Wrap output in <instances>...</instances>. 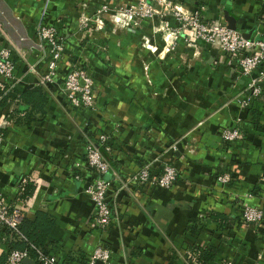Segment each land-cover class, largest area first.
Returning <instances> with one entry per match:
<instances>
[{"label":"crops","instance_id":"0c3cea01","mask_svg":"<svg viewBox=\"0 0 264 264\" xmlns=\"http://www.w3.org/2000/svg\"><path fill=\"white\" fill-rule=\"evenodd\" d=\"M137 1L0 0V47L12 49L16 76L15 81L0 76V88L5 84L13 97V90L39 85L45 58L37 57L35 27L44 6L46 20L62 18L73 59L88 57L102 86V93L95 92L96 115L72 110L55 84L44 87L48 101L43 116L29 124L10 121L0 143V197L30 219L37 210L54 217L44 248L62 264H88L99 244L111 251L105 264H197L193 245L217 247L212 264H264V215L256 225L240 216L247 204L264 209V131L252 120L257 112L264 125V82L260 96L240 109L236 99L247 90L250 77L236 70V59L189 32H175L169 14L163 19L171 31L164 34L155 29V20L133 26L116 10ZM171 1L208 23L228 26L227 9L236 30L264 37V0ZM102 6L104 29L93 37L76 36L79 20ZM32 63L37 75L28 70ZM14 106L9 101L0 106V120ZM19 108L26 106L20 103ZM240 117L243 121L237 123ZM86 125L92 136L101 132L115 139L116 169L106 174L111 180L107 199L116 202L120 225L104 232L94 226L93 202L84 192L93 177L84 163ZM234 126L241 128V138L223 143L220 131ZM186 138L194 153H185ZM158 153L179 170L171 187L128 182L144 160ZM220 173L229 174L227 184L217 180ZM124 180L126 187L119 189ZM28 182L34 190L21 198V186ZM211 213L226 220L210 218Z\"/></svg>","mask_w":264,"mask_h":264},{"label":"built area","instance_id":"2783aa9c","mask_svg":"<svg viewBox=\"0 0 264 264\" xmlns=\"http://www.w3.org/2000/svg\"><path fill=\"white\" fill-rule=\"evenodd\" d=\"M158 7L161 8L158 9ZM129 19L130 15L134 13L137 19H146L148 17L154 19L165 15H171L176 21L177 31L191 33L192 37L197 41H202L203 44H215L219 49L234 57L236 59V66L239 72L243 75L251 74L253 70L264 64V37H245L241 32L234 28L221 23H208L199 13H190L177 7L171 0H138L134 6L127 8ZM167 25L165 21L162 28ZM167 29H170L169 27ZM56 30L53 28L45 29L41 28V36L48 40L50 46L54 48V51L61 50V43L57 42ZM174 34V32H173ZM59 56L58 52H55L54 59ZM50 71L45 77L48 81H52V74L54 69L53 61L49 65ZM0 76L5 80H11L13 78V67L10 53L6 49L0 48ZM79 79L85 82L83 87L79 86ZM264 82V70L260 71L258 75L251 76V80L248 83V91L246 92L245 99L240 103L241 109L250 106L252 101L262 93V85L258 82ZM39 84L43 85V81ZM92 80L83 71H77L71 73L67 77L66 87L72 92H82L78 97L72 98L73 104L76 106H91L95 94H92ZM243 118H237V123H241ZM10 123L9 119H2L0 121V141L3 138V131ZM241 133L238 126L229 127L221 134V141L232 142L241 138ZM109 135L101 134L100 143H106ZM174 148V147H173ZM106 150H110L109 146L105 147ZM87 162L90 167L96 170L99 179H96L93 184L86 187L85 192L90 196L94 206V226L99 230H105L107 224L113 221L112 211L110 209V202L105 196V190L107 189V181L104 175L108 172L109 164L102 156L99 148L88 146ZM153 164H146L142 167L134 179L145 183L150 181L152 184H156L161 188L167 189L172 186L176 179V170L171 165H165L160 176L150 179V170ZM217 180L221 183H228L230 176L227 173L220 174ZM247 196H251L250 193ZM264 210L261 207L254 205H244L242 209V219L247 223H258L262 220ZM24 214L22 210L15 206H10L5 200L0 197V229L5 228L11 233L20 236L18 232V225L20 224ZM21 237V236H20ZM36 251V258L43 264H62L58 258L52 253L45 252L41 248H34ZM111 251L108 248L101 246L96 247L89 259L88 264H96L102 261L103 264L110 260ZM29 258L27 249H13L6 258V264H21L22 260ZM223 264H234L231 261H225Z\"/></svg>","mask_w":264,"mask_h":264},{"label":"rangeland","instance_id":"374dc122","mask_svg":"<svg viewBox=\"0 0 264 264\" xmlns=\"http://www.w3.org/2000/svg\"><path fill=\"white\" fill-rule=\"evenodd\" d=\"M129 6L132 7L134 5H129ZM125 8L126 7L124 6L122 9H118L116 11L117 12H123V13L127 12L128 13L129 12V11H127L128 9H125ZM104 12H105V7L102 6L101 10L100 9L97 10L91 17L83 16L79 20V22L77 23V25L75 27V30L76 31H75L74 34L76 36L84 35V37H88V38L95 36V34H96L97 31H101L105 27L104 20H103L104 15H102V13H104ZM130 15L132 16V18L130 19L131 20L130 21V24H133V26H136V25H138V24H140L142 22H147V21L153 20L150 17H148L146 19H141V20L140 19H137L136 20V15L134 13H131L130 12ZM127 16L129 17V15H127ZM154 20L157 22V24L155 25V29L157 31L158 30L161 31L162 34H164L165 32L171 31V29H167L168 28L167 25H165L164 28H162V25L165 22L162 17L161 18H154ZM122 25L124 26V28L125 27H128L126 25V23L125 24H122ZM63 26H64L63 25V20L60 17H55L51 21L46 20V10H45V6L42 8V12H41V14L39 16V19H38L37 24H36V27H35V34H36V38H37V47L39 48V51H40L39 54H37V55H39L37 57H38V60H43L45 58V69H44V71L42 73L38 74V82L43 81V85L46 86V87H48L50 85H55L56 84L58 86L59 92L62 93L63 97L66 99V101L68 102V104L72 108V110H75L76 112L81 113V114L85 113V114H89V115H96L97 114V111H98V106H97L98 100H97V96L96 95L93 98V103H92L91 106H86V107L85 106H82V105L76 106V105L73 104V101H72L71 96L73 98L78 97V96H80L82 94V92H80V93L79 92H74L72 94L71 90L66 87L67 77H68L69 74L74 73V72H77V71H83L92 80V85H93L92 86V94H95L96 90H98V89H100L101 90V93H102V89H101L102 86L100 85V83H98V81H96V77L92 73V69L90 67L88 57L83 56L82 59H73L74 56H73L72 51H70V50L67 49L66 43H65L66 42L65 33L63 32V29L65 28V26L64 27ZM42 27H44L45 29L53 28L54 30H56V33L55 34L58 37L57 42L58 43H61V45H62L61 46L62 47L61 50L54 51V48L52 46H50L48 40L45 39V38H42V36H41V28ZM175 28L177 30V27H175ZM181 33H188V31L181 32ZM200 42L203 43L202 41H200ZM0 48L1 49L8 50L9 53H10V57H11L12 49L10 47L5 46V47H0ZM98 48L101 49V50H105V48L103 46H98ZM55 52H58L59 53V56L54 59ZM52 61L54 63L53 74L51 75L52 76V81H48L45 76L47 74H49L50 71H52V70L49 69V65H50V63ZM190 62L191 61L188 58V65L191 64ZM262 66H263V68H262ZM12 67H13V78L11 79V81H15V77L16 76H15V61L14 60H12ZM259 67H261V69L264 70V64H262ZM28 70L32 74H36L35 64L32 63V64L28 65ZM236 70H238L237 66H236ZM263 70H261V71H263ZM146 76H147V79L150 77L149 74H146ZM247 76H249L250 77V80H251V74H247ZM258 83H260L262 85L263 84V81H260ZM84 85H85V82L82 79H79V86L80 87H83ZM247 91H248V87H247V90L244 93H242L241 95H239L237 97V99H236V101L238 102V105H239V108L240 109H241V105H242L240 102L243 99H245V95H246V92ZM248 107H245L244 109L246 110ZM87 117H89V116H87ZM238 128H239L240 133H241V128L239 126H238ZM227 129H229V127H224L220 131V134H219L220 138H221V134L225 130H227ZM1 131H5V130H1ZM91 134H92V131L89 129L88 125H86L85 126V129L83 131V140H84V163H86V165L89 168H91L92 173H93V177H92L91 181L89 182V184H87L85 186L84 192H85V189H86V187L88 185L93 184V182L96 179H99V176H97V174H96V170L94 168L90 167L89 164H88V162H87L88 160H87L86 157L88 156V153H87L88 146L91 145L92 147L99 148V146H101V143H100V135L101 134H106V133H101V132L98 133V132H96V135L95 136H92ZM106 135H109V134H106ZM109 136L110 137L107 140H108L109 143L111 142L113 144V142H114L115 139L111 135H109ZM236 140H238V139H236ZM236 140H234V141H236ZM1 141H0V143H1ZM225 142H229V141H225ZM223 143H224V141H223ZM109 147H110V150H107L108 154L106 156H104V157H105L106 161L109 164V168H108V172L107 173H110V172L113 173L115 171L116 167H115V161L112 159V151H111L112 150V146H109ZM170 147H171V145H170ZM173 147L175 148L176 146L172 144V148ZM184 151H185V153H189V154L194 153V151H195L194 144L193 143H190V141L188 142V138H186V141L184 142ZM150 163L155 164V166H151L152 169L150 170V179L160 176V174L163 171V167L165 165H171V166H173L175 168V170H176V179H175V182L180 178V175H179L180 173H179V170L176 167V165H174L172 163H169V162L163 161L162 160L161 153H158V154H155L151 160H149V161L144 160L142 162V165L137 170H135L132 174H130L129 177L126 178L128 180V182H135V183H138L139 185H142V184H150L152 186H156V184H152L150 181H147L145 183H141L140 181L134 179V176L137 174V172L142 167H144L146 164H150ZM158 164H159V166H157ZM106 174L104 175V177H105V179L107 181V189L105 190V196L107 197L108 196V189H109L110 184H111V180H108L106 178ZM220 174H223V173H220ZM75 175L78 176L79 174H75ZM126 184H127V181L124 180V182H122V184L119 186V189L122 188V186H125ZM223 184H227V183H223ZM263 193H264V190H263ZM110 209L112 211V218H114V219H113V221H110L107 224L105 230L108 229V227H110L112 225H115V226L116 225L117 226L120 225V223H119L120 220H119V217H118L119 213H118L117 204H116L115 201L110 202ZM241 215H242V210L240 212V216ZM241 218H242V216H241ZM242 221H244V220L242 219ZM245 223H247V222H245ZM258 223H255L254 225H256ZM249 224H253V223H249ZM105 230H99V231L100 232H104ZM98 246H101L103 248H107V247L103 246L102 244L101 245L99 244L96 247H98Z\"/></svg>","mask_w":264,"mask_h":264},{"label":"trees","instance_id":"16d2710c","mask_svg":"<svg viewBox=\"0 0 264 264\" xmlns=\"http://www.w3.org/2000/svg\"><path fill=\"white\" fill-rule=\"evenodd\" d=\"M6 87L7 86L4 84L0 88V106L5 105L7 101L15 104V106L7 114V119H9L11 122L16 124H29L33 120L37 119L36 115H44V107L48 101V96L44 89V85L39 84L31 86L21 91L13 90V97H11L8 92H5ZM259 96L260 95L255 97V99ZM20 103L25 105L26 108H19ZM252 120L256 128L264 131V125L258 121L257 112H253ZM106 146H113V144L107 141L106 143H103L101 146H99L103 157L108 154L107 150L105 149ZM34 186L35 185L33 182H28L22 185L20 197L27 198L30 196L34 190ZM210 218L219 219V221L226 220V216L221 214L214 215L211 213ZM54 221L55 219L51 214L37 210L32 219L26 216L22 218L20 224L18 225V232L21 237L11 233L5 228L0 229V247L2 249V252L0 253V264H6L7 255L13 249L28 250L29 258L32 259V263L21 264H43L36 258V251L32 247L41 248L47 252V250L44 248V245L54 226ZM191 247L192 252L196 254L194 260L197 264H212V262H214L218 252L217 247L206 248L196 245Z\"/></svg>","mask_w":264,"mask_h":264},{"label":"water","instance_id":"95a60500","mask_svg":"<svg viewBox=\"0 0 264 264\" xmlns=\"http://www.w3.org/2000/svg\"><path fill=\"white\" fill-rule=\"evenodd\" d=\"M224 16H225V19L227 20V22L229 23V27L230 28H234L233 25H232V21H231V18L229 17L228 15V10L227 9H224ZM235 29V28H234ZM244 35V34H243ZM245 37L249 38L250 36L249 35H244ZM22 263H32V259L30 258H25L22 260ZM100 264H103L102 261H99Z\"/></svg>","mask_w":264,"mask_h":264},{"label":"bare ground","instance_id":"6f19581e","mask_svg":"<svg viewBox=\"0 0 264 264\" xmlns=\"http://www.w3.org/2000/svg\"><path fill=\"white\" fill-rule=\"evenodd\" d=\"M153 21H154V19H153Z\"/></svg>","mask_w":264,"mask_h":264}]
</instances>
